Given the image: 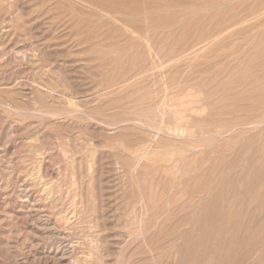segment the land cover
Returning <instances> with one entry per match:
<instances>
[{
    "label": "rangeland",
    "instance_id": "1",
    "mask_svg": "<svg viewBox=\"0 0 264 264\" xmlns=\"http://www.w3.org/2000/svg\"><path fill=\"white\" fill-rule=\"evenodd\" d=\"M220 1L0 0V264H264V0Z\"/></svg>",
    "mask_w": 264,
    "mask_h": 264
},
{
    "label": "bare ground",
    "instance_id": "2",
    "mask_svg": "<svg viewBox=\"0 0 264 264\" xmlns=\"http://www.w3.org/2000/svg\"><path fill=\"white\" fill-rule=\"evenodd\" d=\"M82 1H83V0H82ZM222 1H223V0H222ZM224 1H225V0H224ZM236 1H237V0H236ZM203 2H204V1H203ZM215 2H216V1H215ZM219 2H221V1L219 0ZM233 3H236V2H233ZM116 4H117V3H116ZM215 4H216V3H215ZM199 5H200V4H199ZM226 5H227V4H226ZM257 5H258V4H257ZM183 6H184V5H183ZM183 6H182V7H183ZM229 6H230V5H229ZM229 6H228V7H229ZM95 7H96V6H95ZM177 8H178V7H177ZM219 8H220V6H219ZM99 9H100V8H99ZM170 9H173V8H170ZM203 9H204V8H203ZM198 10H199V9H198ZM219 10H220V9H219ZM78 11H79V10H78ZM103 11H104V10H103ZM148 11H149V10H148ZM209 11H210V10H209ZM209 11H208V12H209ZM107 13H109V12H107ZM197 13H198V12H197ZM105 14H106V12H105ZM205 14H206V12H205ZM139 16H141V15H139ZM254 16H256V14H255ZM254 16H252V17H254ZM216 17H217V16H216ZM137 18H138V17H136V19H137ZM206 18H207V17H205V19H206ZM217 18H218V17H217ZM228 18H229V16H228ZM205 19H204V20H205ZM226 20H227V19H226ZM220 23H221V22H220ZM225 23H226V22H225ZM240 23H242V21H241ZM258 23H259V22H258ZM218 24H219V23H218ZM238 24H239V23H238ZM229 28H232V27H229ZM208 29H209V28H208ZM223 29H224V28H223ZM206 31H207V30H206ZM217 31H219V30H217ZM224 31H225V30H224ZM226 31H228V30H226ZM213 32H214V31H213ZM218 33H219V32H218ZM222 34H223V33H222ZM222 34H221V35H222ZM139 36H140V35H139ZM213 37H215V35H214ZM217 37H219V36H217ZM261 38H262V37H261ZM215 39H216V38H215ZM212 40H213V38H212ZM224 41H225V40H224ZM148 43H149V42H148ZM204 43H206V42H204ZM202 44H203V43H202ZM203 49H204V48H203ZM190 50H191V49H190ZM190 50H189V51H190ZM182 55H184V53H183ZM180 57H181V55H180ZM176 58H177V56H176ZM187 58H189V57H187ZM173 59L175 60V58H173ZM173 59H171V60H173ZM144 60H145V59H144ZM176 60H177V59H176ZM168 61H169V60H168ZM166 62H167V61H166ZM157 63H158V62H157ZM191 64H192V63H191ZM161 65H162V63H161ZM260 65H261V64H260ZM252 66H253V65H252ZM157 67H158V66H157ZM160 67H161V66H160ZM249 67H250V66H249ZM256 67H257V66H256ZM256 67H255V68H256ZM262 67H263V66H262ZM251 68H252V67H251ZM256 70H257V69H256ZM259 70H260V69H259ZM261 70H263V69H261ZM247 72H248V71H247ZM245 73H246V71H245ZM249 73H250V72H249ZM255 74H256V72H255ZM251 75H252V74H251ZM256 75H257V74H256ZM250 79H251V78H250ZM260 79H261V78H260ZM258 81H259V80H258ZM254 82H255V81H254ZM254 82H253V83H254ZM262 83H263V82H262ZM262 83H261V85H262ZM248 84H249V83H248ZM258 84H259V83H258ZM222 85H223V84H222ZM224 85H226V84H224ZM249 85H250V84H249ZM249 85H248V86H249ZM219 87H220V86H219ZM219 87H218V88H219ZM225 87H226V86H225ZM227 87H228V86H227ZM218 88H217V89H218ZM223 88H224V86H223ZM254 88H255V87H254ZM258 88H259V87H258ZM262 88H263V86H262ZM262 88H261V89H262ZM180 90H181V89H180ZM251 91H252V87H251ZM262 91H263V90H262ZM254 92H255V90H254ZM144 93H146V92H144ZM257 93H258V92H257ZM261 93H262V92H261ZM258 94H259V93H258ZM139 95H140V94H139ZM254 96H255V95H254ZM260 96H261V95H260ZM262 96H263V95H262ZM250 97H251V96H250ZM129 98H130V97H129ZM150 98H151V97H150ZM155 98H156V97H155ZM165 98H166V97H165ZM165 98H163V99H165ZM193 98H194V97H193ZM190 100H192V99H190ZM256 100H257V99H256ZM261 100H262V99H261ZM167 101H168V100H167ZM127 102H129V101H127ZM148 102H149V101H148ZM151 102H152V100H151ZM156 102H157V101H156ZM259 102H260V101H259ZM145 103H147V102H145ZM145 103H144V104H145ZM195 103H196V102H195ZM137 104H138V103H137ZM184 105H185V104H184ZM146 106L149 107L150 105H146ZM159 106H160V105H159ZM166 106H167V105H166ZM143 107H144V106H143ZM140 108H142V107H140ZM151 108H152V107H151ZM151 108H150V109H151ZM168 108H169V105H168ZM193 108H194V107H193ZM195 108H196V107H195ZM261 108L263 109V107H261ZM122 109H123V108H122ZM150 109H149V110H150ZM155 109H156V108H155ZM155 109H154V110H155ZM160 109H161V108H160ZM163 109H164V108H163ZM246 109H247V108H246ZM130 110H131V109H130ZM136 110L138 111V109H136ZM165 110H166V109H165ZM195 110H196V109H195ZM247 110H248V109H247ZM263 110H264V109H263ZM146 111H147V110H146ZM146 111H145V112H146ZM160 111H161V110H160ZM187 111H189V110H187ZM253 111H254V110H253ZM122 112H123V111H122ZM122 112H121L120 114H122ZM157 112H159V110H158ZM157 112H156V116H157ZM161 112H162V111H161ZM169 112H170V111H169ZM169 112H168V113H169ZM189 112H190V111H189ZM244 112H245V111H244ZM254 112H255V111H254ZM186 113H187V112H186ZM159 114H160V113H159ZM162 114H163V113H162ZM169 114H170V113H169ZM169 114H168V115H169ZM116 115H117V114H116ZM163 115H164V114H163ZM163 115H162V117H163ZM170 115H171V114H170ZM258 115H259V114H258ZM140 116H141V115H140ZM151 116H152V115H151ZM166 116H167V115H166ZM166 116H165V117H166ZM193 116H194V115H193ZM252 116H253V115H252ZM147 117L150 118V115L147 116ZM165 117H164V118H165ZM190 117H191V116H190ZM190 117H189V118H190ZM260 117H262V116H260ZM155 118H157V117H155ZM242 118H243V117H242ZM172 119L177 120L175 117H172ZM178 119H179V118H178ZM235 119H236V118H235ZM250 119H251V118H250ZM252 119H255V117L252 118ZM140 120H141V119H140ZM184 120H185V119H184ZM187 120H188V119H187ZM190 120H191V119H190ZM193 120H194V119H193ZM232 120H234V119H232ZM236 120H237V119H236ZM243 120H244V119H243ZM245 120H247V119H245ZM131 121H132V120H131ZM131 121H130V122H131ZM136 121H138V120H135V122H136ZM172 121H173V120H172ZM185 121H186V120H185ZM185 121H184V122H185ZM191 121H192V120H191ZM195 121H196V120H195ZM197 121H198V120H197ZM251 121H252V120H251ZM260 121H261V120H260ZM153 122H154V121H153ZM180 122H181V121H180ZM192 122H193V121H192ZM214 122H215V121H214ZM238 122H239V121H238ZM245 122H247V121H245ZM139 123H142V122H139ZM155 123H156V122H155ZM193 123H194V122H193ZM217 123H219V122H217ZM223 123H224V122H223ZM227 123H228V122H227ZM232 123H233V121H232ZM166 124H167V123H166ZM213 124H214V123H213ZM163 125H164V124H163ZM214 125H215V124H214ZM229 125H230V124H229ZM229 125H228V126H229ZM234 125H235V123H234ZM239 125H240V124H239ZM241 125H242V123H241ZM147 126H148V125H147ZM173 126H176V125H173ZM215 126H217V125H215ZM218 126H219V125H218ZM218 126H217V127H218ZM230 126H231V125H230ZM236 126H237V125H236ZM244 126H246V125H244ZM149 127H150V126H149ZM177 127H178V126H177ZM213 127H214V126H213ZM241 127H242V126H241ZM130 128H131V127H130ZM136 128H138V127H136ZM172 128H173V127H172ZM223 128H224V127H223ZM230 128H231V127H230ZM237 128H238V127H237ZM116 129H117V128H116ZM139 129H140V128H139ZM161 129H162V128H161ZM167 129H168V128H166V131H167ZM231 129H232V128H231ZM156 130H157V129H156ZM168 130H169V129H168ZM179 130H180V129H179ZM179 130H177V131H179ZM215 130H216V129H215ZM144 131H145V130H144ZM146 131H147V130H146ZM160 131H161V130H160ZM162 131H163V129H162ZM216 131H217V130H216ZM230 131H231V130H230ZM232 131H233V130H232ZM149 132H153V131H149ZM164 132H165V131H164ZM168 132H169V131H168ZM171 132H172V131H171ZM218 132H219V131H218ZM176 133H177V132H176ZM147 134H148V133H147ZM152 134H153V133H152ZM168 134H169V133H168ZM170 134H172V133H170ZM173 135H176V134H174V132H173ZM252 135H253V134H252ZM155 136L157 137V134H155ZM190 137H191V136H190ZM214 138H215V137H214ZM219 138H220V137H219ZM191 140H192V139H191ZM168 141H169V140H168ZM193 142H194V141H193ZM250 143H251V142H250ZM88 144H89V143H88ZM185 145H186V143H185ZM187 145H188V144H187ZM208 145H210V144H208ZM211 145H212V144H211ZM259 146H260V145H259ZM157 147H158V146H157ZM157 147H156V148H157ZM172 147H173V146H172ZM186 147H187V146H186ZM202 147H203V146H202ZM218 147H219V146H218ZM226 147H227V145H226ZM190 148H191V147H190ZM209 148H210V147H209ZM209 148H207V149H209ZM166 149H167V147H166ZM168 149H169V148H168ZM170 149H171V148H170ZM186 149H188V148H186ZM191 149H192V148H191ZM191 149L189 150L190 152H191ZM125 150H126V148H125ZM141 150H142V149H141ZM224 150H225V149H224ZM145 151H147V150H145ZM186 151H187V150H186ZM183 152H184V151H183ZM190 152H189V153H190ZM192 152H193V150H192ZM192 152H191V153H192ZM240 152H241V151H240ZM246 152H247V151H246ZM140 153H141V152H140ZM142 153H143V152H142ZM211 153H212V152H211ZM214 153H215V152H214ZM137 155H138V154H137ZM246 155H247V154H246ZM139 156H141V158H142V154L139 155ZM143 156H144V155H143ZM258 156H260V155H258ZM144 157H146V156H144ZM144 157H143V158H144ZM174 157H175V156H174ZM133 158H134V157H133ZM149 158H150V157H149ZM149 158H148V159H149ZM148 159H147V160H148ZM177 159H178V158H177ZM245 159H246V158H245ZM259 159H260V158H259ZM139 160H140V158H139ZM149 160H152V159H149ZM254 160L256 161V159H254ZM153 161H155V158L153 159ZM174 161H175V160H174ZM191 161H192V160H191ZM259 161H260V160H259ZM259 161H258V162H259ZM263 161H264V160H263ZM137 162H138V161H137ZM245 162H246V161H245ZM260 163L263 164L261 161H260ZM173 164H174V162H173ZM173 164H172V165H173ZM195 164H197V163H195ZM195 164H193V165H195ZM256 164H257V162H256ZM258 164H259V163H258ZM175 165H176V164H175ZM175 165H174V166H175ZM198 165H199V164H198ZM201 165H202V162H201ZM242 165H243V163H242L240 166L242 167ZM176 166H177V165H176ZM186 166H187V165H186ZM188 166H189V165H188ZM195 166H197V165H195ZM258 166H259V165H258ZM190 167H191V166H190ZM193 167H194V166H193ZM199 167H200V165H199ZM212 167H213V166H212ZM217 167H218V166H217ZM217 167H216V168H217ZM262 167H263V166H262ZM174 168H175V167H174ZM174 168H173V169H174ZM216 168H215V169H216ZM259 168H260V167H259ZM259 168H258V169H259ZM189 169H190V168H189ZM189 169H188V170H189ZM194 169H195V167H194ZM239 169H240V168H239ZM191 170H192V168H191ZM191 170H190V171H191ZM212 170H213V169H212ZM237 170H238V169H237ZM263 170H264V168H263ZM190 171H189V172H190ZM229 171H230V170H229ZM231 171H233V170H231ZM235 171H236V170H235ZM258 171H259V170H258ZM89 172H90V171H89ZM134 172H136V171H134ZM187 172H188V171H187ZM203 172H204V171H203ZM227 172H228V171H227ZM233 172H234V171H233ZM221 173H222V172H221ZM203 174H204V173H203ZM254 174H255V173H254ZM187 175H188V173H187ZM195 175H196V174H195ZM206 175H207V174H206ZM218 175H219V173H218ZM260 175H261V174H260ZM263 175H264V174H263ZM82 176H83V175H82ZM199 176H200V175H199ZM203 176H204V175H203ZM207 176H208V175H207ZM223 176H225V175H223ZM223 176H222V178H224ZM249 176H251V174H250ZM215 177H216V176H215ZM196 178H197V177H196ZM222 178H221V179H222ZM200 179H201V178H200ZM207 179H208V178H207ZM217 179H218V178H217ZM249 179H250V178H249ZM196 180H197V179H196ZM250 180H251V179H250ZM250 180H249V181H250ZM228 181H229V180H228ZM217 182H218V181H217ZM219 182H220V181H219ZM196 183H197V181H196ZM190 184H192V183H190ZM194 184H195V183H194ZM207 184H208V183H207ZM192 185H193V184H192ZM200 185H202V184H200ZM200 185H199V186H200ZM205 185H206V184H205ZM208 185H209V184H208ZM194 186H195V185H194ZM194 186H193V187H194ZM213 186H214V185H213ZM216 186H217V185H216ZM260 186H262V185H260ZM203 187H204V186H203ZM208 187H209V186H208ZM208 187H207V188H208ZM263 187H264V186H263ZM138 188H139V187H138ZM195 188H196V186H195ZM200 188H201V187H200ZM191 189H192V188H191ZM212 189H213V188H212ZM214 189H215V188H214ZM258 189H259V188H258ZM204 190H205V189H204ZM254 190H255V189H254ZM26 191H27V190H26ZM199 191H200V190H199ZM257 191L259 192V190H257ZM258 192H257V194H258ZM195 193H196V192H195ZM185 194H186V193H185ZM201 194H202V193H201ZM207 194H209V193H207ZM254 194H255V193H254ZM160 195H163V193L160 194ZM187 195H188V194H187ZM180 196H181V195H180ZM193 196H194V193H193ZM199 196H200V195H199ZM258 196H259V194H258ZM203 197H204V196H203ZM247 197H248V196H247ZM162 198H163V196H162ZM182 198H184V197H182ZM182 198H179V199H182ZM214 198H215V197H214ZM219 198H220V197H219ZM242 198H243V197H242ZM177 199H178V198H177ZM186 199H187V198H186ZM186 199H185V200H186ZM189 199H190V198H189ZM194 199H196V198L194 197ZM215 199H216V198H215ZM256 199H258V198H256ZM168 200H169V199H168ZM196 200H198V198H197ZM200 200H201V199H200ZM202 200H203V199H202ZM202 200H201V201H202ZM207 200H208V199H207ZM217 200H218V199H217ZM253 200H254V198H253ZM177 201H179V200H177ZM180 201H181V200H180ZM243 201H244V200H243ZM245 201H246V200H245ZM141 202H142V201H141ZM143 202H144V201H143ZM169 202H170V201H169ZM184 202H185V201H184ZM199 202H200V201H199ZM202 202H203V201H202ZM202 202H201V203H202ZM204 202H205V201H204ZM234 202H235V200H234ZM241 202H242V201H241ZM35 203H37V202H35ZM142 204H143V203H142ZM145 204H146V203H145ZM183 204H184V203H183ZM186 204H187V203H186ZM190 204H191V203H190ZM194 204H196V203H194ZM228 204H229V203H228ZM231 204H232V203H231ZM241 204H242V203H241ZM203 206L205 207V204H204ZM231 206H232V205H231ZM240 206H241V205H240ZM145 207H146V206H145ZM210 207H211V206H210ZM228 207H229V206H228ZM168 208H170L169 205H168ZM182 208H183V207H182ZM197 208H198V207H197ZM183 209H186V208L184 207ZM179 210H180V208H179ZM210 210H211V209H210ZM210 210H209V211H210ZM212 210H213V209H212ZM221 210H222V208H221ZM168 211H169V209H168ZM194 211H196V210H194ZM188 212H189V211H188ZM191 212H192V211H191ZM200 212H201V211H200ZM213 212H214V211H213ZM213 212H212V213H213ZM216 212H217V211H216ZM221 212H222V211H220V214H221ZM231 212H232V210H231ZM233 212H234V211H233ZM169 213H170V212H169ZM210 213H211V212H210ZM210 213L207 214V215H210ZM237 213H238V211H237ZM246 213H247V212H246ZM248 213H249V212H248ZM248 213H247V214H248ZM197 214H198V213H197ZM197 214H195V215H197ZM225 214H226V212H225ZM227 214H229V213H227ZM232 214H234V213H232ZM173 215H174V214H173ZM185 215H186V214H185ZM187 215H188V213H187ZM218 215H219V214H218ZM223 215H224V214H223ZM235 215H236V214H235ZM179 216H180V215H179ZM192 216H193V215H192ZM202 216H203V215H202ZM216 216H217V214H216ZM226 216H227V215H226ZM167 217H168V215H167ZM185 217H186V216H185ZM209 217H210V216H209ZM211 217H213V216H211ZM218 217H219V216H218ZM165 218H166V217H165ZM193 218H195V217H192V219H193ZM203 218H204V216H203ZM220 218H221V216H220ZM167 219H168V218H167ZM183 219H184V217H183ZM192 219H191V221H192ZM231 219H233V218H231ZM160 220H161V219H160ZM187 220H188V219H187ZM213 220H214V219H213ZM226 220H228V219H226ZM74 221H75V220H74ZM199 221H200V220H199ZM199 221H198V222H199ZM222 221H223V220H222ZM224 221H225V219H224ZM238 221H239V220H238ZM259 221H260V220H259ZM175 222H176V221H175ZM180 222H181V221H180ZM228 222H229V221H228ZM230 222H231V221H230ZM188 223H189V222H188ZM221 223H222V222H221ZM223 223H224V222H223ZM225 223H226V222H225ZM234 223H235V222H234ZM238 223H240V222H238ZM157 224H158V223H157ZM157 224H156V225H157ZM189 224H191V223H189ZM231 224H232V223H231ZM192 225H193V224H192ZM235 225H236V224H235ZM164 226H165V225H164ZM190 226H191V225H190ZM140 227H141V226H140ZM154 227H157V226H154ZM171 227H173V226H171ZM171 227H170V228H171ZM175 227H176V223H175ZM182 227H183V226H182ZM199 227H200V226H199ZM199 227H198V228H199ZM221 227H222V226H221ZM201 228H202V227H201ZM225 228H226V227H225ZM237 228H238V227H237ZM141 229H142V228H141ZM141 229H140V230H141ZM143 229H144V228H143ZM155 229H156V228H154V230H155ZM173 229H174V228H173ZM180 229H181V228H180ZM240 229H241V228H240ZM176 230H177V229H176ZM176 230H175V231H176ZM189 230H190V229H189ZM232 230H233V229H232ZM234 230H235V229H234ZM169 231H170V230H169ZM177 231H178V230H177ZM180 231H181V230H180ZM171 232H172V229H171ZM226 232H227V231H226ZM157 233H158V232H157ZM181 233H183V232L181 231ZM143 234H145V233H143ZM143 234H142V235H143ZM146 234H147V233H146ZM172 234H173V233H172ZM174 234H175V233H174ZM237 234H238V233H237ZM249 234H250V233H249ZM167 235H169V234H167ZM144 236H145V235H144ZM157 236H158V234H157ZM163 236L166 238V235H163ZM228 236H229V235H228ZM167 237H168V236H167ZM182 237H183V235H182ZM182 237H181V238H182ZM197 237H198V236H197ZM259 237H260V236H259ZM176 238H177V237H176ZM247 238H248V237H247ZM251 238H252V237H251ZM256 238H257V237H256ZM260 238H261V237H260ZM172 240H174V239H172ZM258 240H259V239H258ZM175 241H176V240H175ZM245 241H246V240H245ZM259 241H261V240H259ZM92 242H93V241H91V243H92ZM171 243H178V242H171ZM184 243H185V242H184ZM190 243H191V242H190ZM94 244H96V243H94ZM176 245H177V244H176ZM92 246H93V245H92ZM232 246H233V245H232ZM234 246H236V245H234ZM238 246H239V245H238ZM239 247H240V246H239ZM169 248H171V247H169ZM229 248H230V247H229ZM241 248H242V247H241ZM189 249H191L190 246H189ZM176 250H177V249H176ZM187 250H188V249H187ZM191 250H192V249H191ZM191 250H190V251H191ZM249 250H250V249H249ZM173 251H174L173 253H175V250H173ZM217 251H218V250H217ZM237 251H239V249H238ZM257 251H258V249H257ZM188 252H189V251H188ZM192 252H193V251H192ZM258 252H259V251H258ZM63 253H64V252H63ZM65 253H66V252H65ZM68 253H69V252H68ZM68 253H67V254H68ZM71 253H72V252L70 251V255H71ZM176 253H177V251H176ZM228 253H230V252H228ZM178 254H179V253H178ZM182 254H183V253H182ZM232 254H233V253H232ZM176 255H177V254H175V256H176ZM234 255H235V253H234ZM237 255H238V254H237ZM253 255H254V254H253ZM253 255H252V257H253ZM256 255H257V254H256ZM256 255H255V256H256ZM62 256H65V255H62ZM68 256H69V255H68ZM178 256H179V255H177L176 257H178ZM169 257H170V256H169ZM176 257H175V261H176ZM179 257H180V256H179ZM191 257H192V256H190V258H191ZM243 257H246V256H243ZM170 258H171V257H170ZM184 258H185V257H184ZM192 258H193V257H192ZM246 258H247V257H246ZM228 259H229V258H228ZM255 259H256V258H255ZM259 259H260V258H259ZM180 260H181V259H180ZM191 260H192V259H191ZM222 260H223V259H222ZM233 260L235 261V259H233ZM251 260H252V259H251ZM71 261H72V260H71ZM220 261H221V260H220ZM234 261H233V263H234ZM237 261H238V260H237ZM249 261H250V260H249ZM69 262H70V261H69ZM187 262H188V261H187ZM254 262H255V261H254ZM181 263H182V262H181ZM183 263H184V262H183ZM193 263H194V262H193ZM233 263H232V264H233ZM242 263H244V262H242ZM75 264H76V263H75ZM103 264H104V263H103ZM187 264H188V263H187ZM224 264H225V262H224ZM255 264H256V263H255Z\"/></svg>",
    "mask_w": 264,
    "mask_h": 264
}]
</instances>
